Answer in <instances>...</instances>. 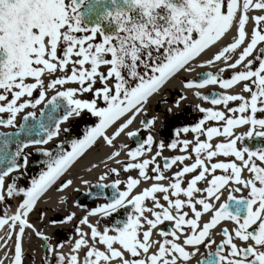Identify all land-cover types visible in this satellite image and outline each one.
Wrapping results in <instances>:
<instances>
[{"label":"snow or ice","instance_id":"obj_1","mask_svg":"<svg viewBox=\"0 0 264 264\" xmlns=\"http://www.w3.org/2000/svg\"><path fill=\"white\" fill-rule=\"evenodd\" d=\"M230 33L234 35L225 44ZM202 56L207 58L197 67L223 66L182 86L196 89L194 95L213 107L197 105L202 118L177 127L176 138L167 145L152 135L158 119L153 116L141 120L147 135L135 148L117 146L122 135H139L129 128L145 113L150 98L180 72L193 71ZM227 69L236 71L224 77ZM237 84L247 98L200 91ZM184 99L174 106L179 108ZM42 104L37 117L34 110ZM27 109L32 111L16 128L17 115ZM258 114L264 117V0H0V125L16 128L0 134V202L19 198L14 214L0 216V228L8 229L0 246L6 247L14 235L11 264H23L26 230L49 240L30 222V214L57 181L58 191L70 188L73 180L62 178L103 141L114 149L108 160L119 164L124 153L130 162L99 177H117L97 185L112 189L105 203L85 209L82 217L69 211L53 221H78L75 239L67 255L60 251L63 244L46 243L53 261L46 258L44 264H191L201 247L207 252L196 264H264V148L252 150L242 143L264 137V118ZM85 116L93 118L90 126L82 138L70 141V150L63 143L55 152L34 147L58 137L65 122ZM245 125L246 132L234 133ZM189 133L192 139H181ZM30 147L47 158L45 169L21 187L13 174L27 167L25 149ZM165 147L182 154L164 157L161 164L157 158ZM174 165L178 170L166 175ZM121 170L137 176L122 181ZM245 171L249 178L243 177ZM142 181L154 182L134 191ZM128 208L126 219L114 221L113 227L101 229L99 220L90 219Z\"/></svg>","mask_w":264,"mask_h":264},{"label":"bare ground","instance_id":"obj_2","mask_svg":"<svg viewBox=\"0 0 264 264\" xmlns=\"http://www.w3.org/2000/svg\"><path fill=\"white\" fill-rule=\"evenodd\" d=\"M253 27V22L250 20L248 24L246 25V30L250 32V30ZM232 35L234 33H230L228 36L227 41H230L232 38ZM219 46V45H218ZM207 57L202 56L199 61L194 63L192 65L193 71L191 72H181L179 73V76L173 78L167 83V86L163 87L161 91L154 95L152 98H150L148 104L145 106V113H142L136 117L134 120L133 124L130 126L129 130L135 131L139 130V132L143 129L142 124L140 123V120L142 117H149L152 118L153 116H157L158 119L156 121L155 127L159 125V122L162 118L163 110L160 109V107H154L153 110H151L152 106H155V101H158L159 98L163 95V93L167 90H174L175 92H182L183 96L186 97L185 104H191L194 106L200 105L202 107H207L206 104H202L198 102V100L195 98V91L196 89L193 90H187L183 88V83L180 82L182 78L185 79H196L198 78L199 74L205 73V72H215L217 68L222 67L223 63L222 62H217L216 65L208 67H197L198 63H203V61ZM231 62V61H229ZM212 88H217V86H207L204 89H200V91L205 94L210 91H212ZM228 94H242L246 98L248 97L247 93H243L241 91V86L240 85H235L233 88L229 89L227 91ZM180 94V93H179ZM49 96L52 95L51 92L48 93ZM181 95V94H180ZM182 96V95H181ZM162 100V99H161ZM176 99H174L172 96L167 97L164 102L166 103V107L164 108V113L170 114L167 112L168 108H172L173 112L172 113H177L179 108L182 106L180 104L179 108H176L174 106V102ZM234 102H231L229 106H233ZM212 107V106H210ZM161 111V112H160ZM259 118V115H258ZM19 120V115L16 118V123ZM73 120L68 121L65 124H62L61 128L62 131L60 133V136L63 134V128H67V126L72 122ZM248 129V126H241L236 129H234V133L239 135L244 132H246ZM192 139V134H182L181 139ZM203 139V137H201ZM220 140H223V138H219ZM59 139H56L52 141L48 146L53 145L54 143L58 142ZM172 141V140H171ZM170 141V142H171ZM218 142L216 138H214L213 143ZM117 146L121 144H127L128 147L130 146L128 137L125 135H122L117 141H116ZM114 149L110 148L109 146L105 145L103 141H99L94 147H92L89 151L86 152L76 163L74 162L73 166L70 168V170L66 173V175L62 179H72L73 184L70 188L67 190L61 192L58 191V186L60 181H57V184L50 188L46 194H44L41 199L39 200L38 204L36 205L35 210L30 214L29 220L31 223H33L37 228L41 229L46 236L49 237V240L45 242L44 240L36 237L30 230H26L25 235L23 236V264H39L41 261V264H44L45 259L49 262L53 261V256L47 254L46 247L44 246L46 243H51V240L54 238V232L57 230H63L67 232V234H70L72 239L71 241L65 242L63 245L64 247L60 249L64 254L69 253V248L72 243V241L75 239V233H74V228L76 226V223L78 221L74 220L73 223L70 224H56L53 223L52 218H57L58 216H65L69 211H74L76 212L77 217H82L85 214V209H91L96 206H84L81 205V207L77 208L76 204L72 205L70 203V199L72 201L74 195H77L78 193L81 192H87L91 188L92 185L94 184H105V183H111V177L113 175L109 174L107 179L104 181L99 180V177L101 175H104L108 170L112 167H116L118 169H122V166L124 163L128 162L129 159L126 157L124 153L121 154L120 157L117 159L120 161L119 164L116 163V160H108V156L111 154V152ZM155 152L153 151L152 154ZM180 153L177 150H170V149H164L162 153V157H171L172 155H180ZM221 160H225V158L221 157L219 158ZM192 161H186L185 163H191ZM95 165V167H93ZM179 165H177L174 170L177 171ZM169 173H166L168 175ZM128 175L133 176L134 178L137 176L136 171H130L129 173H124L122 170L120 172V176L118 177L122 181H126V178ZM149 175H151V172H149ZM171 175V174H170ZM249 173L246 171L243 172V177L244 178H249ZM187 178V177H186ZM87 180L88 183L85 184L82 181ZM8 181H6L7 183ZM154 181H148V182H141V185L138 189L134 191H139L143 187L150 186L151 183ZM166 183V182H164ZM202 186V185H201ZM121 190H123V185H121ZM245 193H234L235 196L240 197L241 195H244ZM159 195V194H158ZM61 197L65 198V202H61ZM227 197V192L225 191L224 196L221 197V202H223ZM18 206V203L15 202L14 206L7 212L8 215L14 214V211L16 207ZM43 213V220L40 219V214ZM92 222H96V220H99L98 217H92L90 218ZM228 227H231L232 225L228 223ZM101 227V226H100ZM102 229V227H101ZM2 232L0 233V245L4 244V240L7 239L6 233L8 231L7 227L5 226ZM85 231L87 229L85 228ZM158 236H153V239H158ZM217 241H219L220 237L219 235L216 236ZM239 243V242H238ZM13 247H14V235L11 240H8L7 246H0V261L3 262V264H11L12 259L14 258V252H13ZM203 248L201 247L200 249V254L193 259L191 264H195L196 260L199 259V257L202 255L201 250ZM213 250V249H212ZM83 251V250H82Z\"/></svg>","mask_w":264,"mask_h":264},{"label":"rangeland","instance_id":"obj_3","mask_svg":"<svg viewBox=\"0 0 264 264\" xmlns=\"http://www.w3.org/2000/svg\"><path fill=\"white\" fill-rule=\"evenodd\" d=\"M34 95H35V93H34ZM167 94H164V97L166 96ZM163 97V96H162ZM161 98V97H160ZM176 99V98H175ZM180 99V98H179ZM160 101H162V100H160ZM164 101V100H163ZM162 101V102H163ZM166 103L165 102H163V103H161V105H159V102L155 105V106H160L161 107V109L163 110V113H161L162 114V118H161V120H160V122H159V125L158 126H154L153 128H152V135L154 136V138H155V140L157 141V142H159L160 140H163L164 141V138H163V136H162V131H161V126H163L164 127V124H165V122H166V120H171V119H176L177 117H178V114H179V112L178 113H176V114H167V113H164V108L166 107V105H165ZM42 107V105H39V106H37V109H35L34 111H36V113L37 112H39V109ZM154 108H153V106L151 107V110H153ZM181 109V108H180ZM179 109V110H180ZM26 111H32V109H27V110H25V112ZM161 112V111H160ZM23 113L24 112H22V113H19L18 115H20V118H21V116L23 115ZM17 115V116H18ZM91 119H93V118H90V117H88V116H85L84 118H83V120H81V119H79V118H77V119H75V120H73L72 121V123H71V126H72V131L73 132H75L77 135H78V137L77 138H79V137H81L82 138V134H83V132H84V130H85V128L87 127V126H90L87 122L88 121H90ZM70 126V125H69ZM81 134V135H80ZM142 134H147L146 133V131H142ZM66 136V134H65V132H63V134H62V136L60 137V139H59V141L58 142H56V143H54L53 145H51V146H49L48 148H54V147H56L57 146V144L59 143V142H61L62 140H63V138ZM175 138H176V136H175ZM175 138H173V139H175ZM166 145V144H165ZM153 149H155V146H154V148ZM165 149H167V147H165ZM66 150H70V149H68V148H66ZM179 151V150H178ZM172 156H174V155H172ZM157 160H158V162L159 163H161L162 164V156L161 157H158L157 158ZM177 165H174L173 166V168L170 170V172H169V174L168 175H170L172 172H175V170H174V168L176 167ZM179 168V167H178ZM178 170V169H177ZM38 175V173L36 174V175H34V176H37ZM117 177H115V176H112L111 177V180H113V179H116ZM29 180H26V183L28 182ZM78 195V194H77ZM77 195H74L73 197H71V198H73L72 199V201H71V199H70V203L72 204V205H75V202H76V197H77ZM16 203H18V201H19V198H15V199H13V198H11V201H10V203H9V199H8V201H7V203L4 205V202H0V216H2V214L4 213V212H8L9 210H11V208L14 206V204H15V202ZM102 203V202H101ZM101 203H99V204H101ZM98 204V205H99ZM62 217H64V216H58V220H60V218H62ZM99 218V224H100V226L102 227L103 226V224H102V221H103V219L102 218H100V217H98ZM57 220V218H52V221H58ZM56 224H59V223H56ZM56 232V231H55ZM55 232H54V234H55ZM67 234V233H66ZM69 235V234H68ZM51 244L55 247V246H57V239H56V237H55V235H54V238L51 240Z\"/></svg>","mask_w":264,"mask_h":264},{"label":"flooded vegetation","instance_id":"obj_4","mask_svg":"<svg viewBox=\"0 0 264 264\" xmlns=\"http://www.w3.org/2000/svg\"><path fill=\"white\" fill-rule=\"evenodd\" d=\"M230 70H233V69H227L222 75L224 77H228L230 75V74H228V72ZM216 86H218V85H216ZM205 94L209 95L210 92L205 93ZM222 94H228V93L225 92V93H222ZM196 99L198 100V102H200L202 104H206L207 107L212 106V105H210V103L204 102L202 100H199L197 97H196ZM202 115L203 114L199 112V110H198V108L196 106H194V108H193V107H190L189 105H182V110H181V112L179 114L178 120L174 119V120L167 121V125L169 127H174V125H177V127L182 126V125H184V126L193 125L196 122H198V120L200 118H202ZM259 118H264V117H260L259 116ZM213 123L208 124V126H213ZM256 138H258V142H256ZM242 143H243V145L249 147L252 150H257V149H260V148H264V137L253 136L252 138H246ZM239 146H240V143H238V147ZM23 180H24L23 178H18V184L20 186L22 185V182H25ZM5 204H6V201H4V205ZM212 251H214V250H212ZM206 252H207V250L203 248L201 250V254L202 255L199 257V259H202L204 257V255L206 254ZM195 264H196V262H195Z\"/></svg>","mask_w":264,"mask_h":264},{"label":"water","instance_id":"obj_5","mask_svg":"<svg viewBox=\"0 0 264 264\" xmlns=\"http://www.w3.org/2000/svg\"><path fill=\"white\" fill-rule=\"evenodd\" d=\"M23 122V118H22V121H21V123ZM66 123V122H65ZM3 133H5V132H2V131H0V134H3ZM6 133H15V131L14 132H6ZM67 138H65V140L62 142L63 144H65V146H67L69 143H70V139L72 138L71 137V134H70V130H68L67 132ZM15 138V137H14ZM55 138H57V137H55ZM132 143H133V145L136 147V144H137V141H141L142 142V140H143V138L140 136V135H138V136H136V137H133V138H128ZM62 143H59V145L60 144H62ZM45 146L46 145H41V146H34V147H44L45 148ZM53 152H55L56 151V149H54V150H52ZM32 157H33V161H32V163H31V165H30V167L32 168V169H35V168H40L41 167V165H44L45 166V161H46V157L45 156H43L39 151H33V155H32ZM23 169H25L24 167H22L20 170H23ZM19 170V171H20ZM94 191L96 192V193H100L101 195L103 194V192L105 191V188H103V187H97V186H94ZM110 191H111V194H112V189H110ZM93 195V194H92ZM93 199H95V196H89V194H86V193H81L80 194V196H79V198H78V201H83V202H92L93 201ZM131 211V208H128L127 210H125V209H122V211H120V212H118V213H116V214H114L113 216H112V218H113V221H112V227L113 226H115L114 225V221H116V220H124V219H126V216H127V214H128V212H130ZM118 218V219H117ZM56 236H58L59 238H60V242H59V244L61 243V241H62V238L65 236V234L64 233H62V232H57L56 233Z\"/></svg>","mask_w":264,"mask_h":264}]
</instances>
